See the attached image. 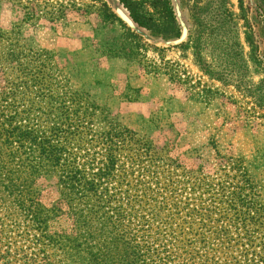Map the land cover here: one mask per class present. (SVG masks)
Segmentation results:
<instances>
[{"label":"rangeland","instance_id":"1","mask_svg":"<svg viewBox=\"0 0 264 264\" xmlns=\"http://www.w3.org/2000/svg\"><path fill=\"white\" fill-rule=\"evenodd\" d=\"M170 1L176 36L138 28L117 0H0V119L41 136L70 129L54 140L96 188L78 198L85 186L69 176L70 207L59 166L28 177L24 147L12 162L0 152V264H95L73 259L66 240H38L20 191L54 208L47 233L76 237L103 223L129 241L117 264H264V0ZM103 3L115 19L104 20ZM127 28L143 47L110 56ZM72 64L84 65L81 80L63 74Z\"/></svg>","mask_w":264,"mask_h":264},{"label":"trees","instance_id":"2","mask_svg":"<svg viewBox=\"0 0 264 264\" xmlns=\"http://www.w3.org/2000/svg\"><path fill=\"white\" fill-rule=\"evenodd\" d=\"M119 4H121L129 13L130 18L132 21L136 24L138 28H143L145 30L150 31L153 34H160L162 36H176L177 33L175 32L176 27V17L174 13L173 6L171 4L170 0H117ZM149 3L151 6H153V11L159 14V17L161 19V22L155 21L153 18L152 12L147 11L146 4ZM101 12L103 14L104 20H113V13L109 11V8L106 6L105 3L102 5ZM121 38L123 39V46L119 49H110L108 50V54L111 56H121L130 58L133 57L134 52L131 50V48H134L136 50H139L143 47V43H141V38L139 37L138 33L135 31H131L130 28H127L126 31H124L121 34ZM14 47H9L8 55L11 58H6L9 61L15 60L16 53L13 52ZM41 55V54H39ZM41 56H39L40 58ZM49 57V56H48ZM83 64H77V65H67L63 68V74L67 77L68 81H71L73 79L78 78L80 79L79 73L83 71ZM53 68V66H52ZM49 69V72L51 69ZM25 82L21 81V84H25ZM83 84L85 81L82 82ZM85 98V97H84ZM82 108L81 105H78L76 110L80 111ZM0 109H7L6 106L0 105ZM125 127V125H124ZM28 125H19L18 127H12L10 122H6V120L0 119V145L4 147L2 151L4 154L8 155L9 161L12 162L11 159L13 157H17L16 153L17 149L24 147L23 150H19L26 154V158L30 159L34 166L31 169L30 173L27 174L28 177H35L38 174H41L43 164L48 163L51 166L57 165L59 166L66 174V180L63 183V187L65 190L62 191L61 195L64 197L63 200L66 201V203L69 204L71 207V201L69 196L71 194H75L73 191L75 187H77L76 183H70L69 176L74 177V181L77 180L82 182L85 187H81V194L78 198L86 197V200L89 198L90 193L96 194V188L94 184V179H90L91 181L84 180V177L80 174L81 171L78 169H73L70 164H73L74 162L69 159L67 155H64L62 153V150H66V146H60L59 143H57L54 140V136H59L61 134V131L64 132V135H61L65 139H68V133L70 129L62 130L61 126H52L53 132L51 136H41L38 135V130L36 128L28 129ZM16 129L19 130V132H15ZM125 129V128H124ZM27 130V132L25 131ZM127 130V129H125ZM124 130V131H125ZM131 132V131H130ZM24 133V134H22ZM115 136L120 137L123 134V131H115L113 133ZM110 142H112V135L109 134ZM26 141L29 142V144H26ZM59 142V140H58ZM16 145V151H13V147ZM8 148H11V151H8ZM108 153L111 152V149L113 148L112 145H108ZM6 150V151H5ZM19 155V154H18ZM109 155V154H108ZM21 156V154H20ZM107 162L103 164V167L105 170H97L96 174L105 177V175H108L111 173L112 167H113V159L111 157H108ZM241 161V160H240ZM7 162V161H6ZM244 174H247V170L245 167H242ZM49 170V169H48ZM9 171V169L7 170ZM246 171V172H244ZM51 173H53V170H50ZM15 174V173H14ZM13 173L11 175H8L7 178L9 179V184L12 187V190L15 191L16 189H19V177L15 176ZM71 174V175H70ZM27 178V177H26ZM250 178V176H248ZM61 180L62 176L60 177ZM246 180L247 177H246ZM22 185H25L27 183V179L25 182L23 180H20ZM28 186V185H27ZM91 186V187H89ZM252 189H259L258 182L254 183L251 181V185H249ZM19 194L15 195V200L19 208L23 211V215L27 217L28 221H30L33 225L36 226L37 229L41 230L40 233H38V240H46L48 243H52L55 245V240L62 242L63 240H66L69 247V254L73 259H79V261H86L91 262L95 264H117L119 258H123L126 260L129 258V253H127V248H129V241H126L124 244L122 237L118 235V233L114 231L107 232L106 230L102 229L104 224H100L99 227H97V223L95 226H88L85 225L83 229H81L79 235L76 237H72L70 235H62V236H56L50 233H47L45 231L46 224L48 220L52 217V213L54 212V208L51 209L50 213H44L43 208L39 204V201L36 198L35 194H28L24 195L23 193L18 192ZM78 200V199H77ZM26 202H29V206H25ZM100 209H96L94 211L95 214L99 212ZM73 213V211H72ZM76 213V212H75ZM103 214H105V211L100 213L99 216H97V220H99ZM83 216H87L86 213L83 214ZM84 220V219H82ZM121 221V220H119ZM84 222V221H83ZM82 225V224H81ZM80 225V226H81ZM42 231L44 233H42ZM113 235L114 237H112ZM121 237V238H120ZM37 238V237H36ZM98 241V242H96ZM109 244V245H108ZM95 250V251H93ZM77 255V257H75ZM120 264V263H118Z\"/></svg>","mask_w":264,"mask_h":264}]
</instances>
